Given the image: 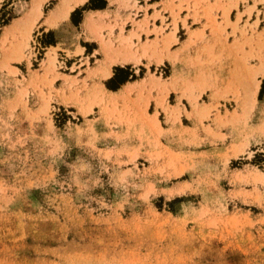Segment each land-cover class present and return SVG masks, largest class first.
Wrapping results in <instances>:
<instances>
[{"label":"rangeland","instance_id":"374dc122","mask_svg":"<svg viewBox=\"0 0 264 264\" xmlns=\"http://www.w3.org/2000/svg\"><path fill=\"white\" fill-rule=\"evenodd\" d=\"M33 1L0 10V264H264V94H252L254 81H264L261 12L251 24L255 6L237 11L232 23L234 5L223 6L172 53L184 38L181 31L176 39L181 5L171 10L167 39L169 26L150 30L152 19L165 24L163 15L149 16L139 0H112L121 22L100 28L111 37L119 28L140 57L131 78L139 80L113 93L93 81L107 79L103 68L82 79L61 63L60 53L84 52L79 43L70 50L78 35L69 26L55 30L68 50L50 48V31L41 39L49 49L32 66L40 19L8 30ZM57 2L47 0L41 18ZM207 29L221 47L246 55L226 80L215 73L220 59L200 53L210 48ZM228 138L230 146L218 148Z\"/></svg>","mask_w":264,"mask_h":264},{"label":"crops","instance_id":"0c3cea01","mask_svg":"<svg viewBox=\"0 0 264 264\" xmlns=\"http://www.w3.org/2000/svg\"><path fill=\"white\" fill-rule=\"evenodd\" d=\"M9 1L10 0H2V3H0L1 4L0 10L4 11L5 9L4 7ZM105 1H106V5L104 8H95V9L88 8L82 11L81 21L78 25H75L72 22V14L77 9H81L86 4H90L89 0L83 4L76 6L69 14V16L65 19H59V15H58L59 10L61 9L62 0L59 8L55 9V7L59 3L58 0V2L52 8L55 9V11H53L51 14L48 13L52 9H50L49 12L47 13L44 12L43 17L41 18L42 16L41 14H43L41 9L43 4L45 3L44 2L40 7L41 14L39 16H33V17L30 16L27 19H19V20H23V23H21L22 25L21 28H22L23 26L29 25L30 21L32 24V22L34 23L40 19L38 24L40 30L38 34L35 36V39H36V44H38V46H40V49L43 51L48 50L49 46H47L46 42H43V40L41 41V39H43V37L50 31H53L55 33V42L52 45H50V48L61 46L63 51L68 50L69 47L67 48L66 46L67 44L64 43L62 40L63 38H60L59 34L56 33L55 30H57L59 27L62 26L72 27V31L77 33L78 39L77 40L75 39L76 41L74 40L73 42H71V45L73 44L74 48L72 49L70 48V50L74 53L77 47V43H79L80 47L84 50V52L81 55L71 56V57H68L66 52L62 54L60 53L59 55L64 57L66 69H71L73 66H76L77 67L76 72L81 71L82 72L81 78L83 79L87 77V70L94 71L96 67H99L100 70L101 68H103L104 75H106V73H110L109 76H106L107 79H101L97 77L94 78L93 81L96 83L97 81H100L107 91L118 93L124 90L132 82L139 80L137 79L133 81L131 80V78H133L135 74H138V70H140L139 68L137 69V67H139L140 65L135 66L139 64L137 62L140 61V57H137L132 52H127L124 50L125 47L124 43L129 44V41L128 40H126V42L123 41V44H121L122 36L119 28L114 29V34L112 35V37L108 33L109 30L108 28L107 29L100 28L103 27L104 24L114 25L117 22H121V16H122L121 10H119L116 4L111 3L112 0H105ZM139 2L141 3V7L147 8V13L149 16L155 15L156 13H160V15H163L164 18L166 19L165 24H162L161 18H157L155 21L154 19H152L150 21V30L153 29L154 24L157 27H160L162 25L169 26L165 28L163 38H167V37L169 38L173 33L171 10L174 9L175 7H178L179 5L182 6L181 14L179 13L181 21H179L178 23V31L176 34V39L181 31H183L184 38L181 40L179 39V42L177 44H172L171 46L172 53L180 50L183 47V45L190 40V36H191L190 33H196L199 30H201L202 26L206 24L208 20L210 22V20H212L215 16H218L220 18L222 16L221 9L224 8L223 6L227 7L229 5H234V7H232L231 10L229 11L230 12L229 17L232 23L236 21L237 11L243 13L244 11H246L248 7L250 8L252 6H255L256 10L253 11L252 13V18L250 23L253 24L256 21L257 11L261 12V15L259 17V27L257 29V32L259 33L264 29V17H263L264 0L263 1L260 0H139ZM44 6H46V4ZM194 6L198 7L197 16L200 17L199 21H195L194 19V16L196 14V10L194 9ZM43 11H44V7H43ZM174 11L177 12L178 9L175 8ZM139 14L142 17L139 20H142L145 16V11H141L139 12ZM107 15L109 17H106ZM247 19H248V15L244 14L242 17V21L240 22V25H244ZM19 20H17L16 22H19ZM183 21H186L189 30L185 28ZM52 22H55V25L50 26L49 23ZM209 22L207 24H209ZM17 25L18 24L16 23H14L13 26L10 25L9 31L12 30V27H15ZM98 28H100L99 30H102V34L105 37L103 41L104 43L97 37L98 34L96 33V31L98 30ZM129 30L130 29L127 28L125 29V33L123 34L124 37L127 36L126 33ZM227 32L231 34L232 28L229 27ZM1 35L2 33L0 34V37ZM205 35L206 37L203 39L202 42L206 43V46L210 48L205 51L201 50L200 53L201 54L206 53L202 55L204 58H207V56L213 53L214 57L220 59V61L218 62L215 68V73L219 74V77L223 80L230 78L233 72L238 71V67H239L238 59L246 55H243L242 52H238L236 49L231 47H227V48L221 47V45H219L218 43L220 41L218 39V36H213L210 33L209 29L205 31ZM250 35L251 33L249 32L248 36ZM237 36L239 37V34ZM254 38H255L254 41L259 40L258 35H254ZM145 39H146V35L142 34V44L144 43ZM154 39H155V35L151 34L150 40L153 41ZM192 40H194V38H192ZM234 41H235L234 37L230 36V38L228 39V44L231 45ZM82 43H85L86 46L82 45ZM133 43L139 46L137 38L133 39ZM198 46L202 47L203 45H201L200 42H198V44L195 47L197 48ZM87 47H90V52H88ZM190 50H193L195 54L193 45L191 46ZM147 51L148 48L146 49L145 53H147ZM245 51L247 54H249L250 52L248 47L245 48ZM145 53L143 52V54ZM87 60H89V65H87ZM144 60L145 58H141V63H142L141 65L145 64L146 61ZM33 61H36V58H33L32 66L34 63ZM167 63L168 61L167 62L164 61L163 65L166 66ZM249 65L258 67L260 65V61H257L256 59L249 60ZM177 68L178 70L181 71V76L183 77L182 72L184 71L186 72V70L182 68V65H180L179 63L177 64ZM191 74L193 75V72ZM88 82H90V80H88ZM261 88H262V80L258 90V94ZM174 93L175 91H171L170 95ZM223 104L224 103H221V105ZM188 127L191 128V126ZM225 134L229 135L230 131L228 130ZM230 144H231V138L230 139L228 138L225 144L219 143L218 148L226 149L230 146ZM206 147L209 146L207 145Z\"/></svg>","mask_w":264,"mask_h":264},{"label":"bare ground","instance_id":"6f19581e","mask_svg":"<svg viewBox=\"0 0 264 264\" xmlns=\"http://www.w3.org/2000/svg\"><path fill=\"white\" fill-rule=\"evenodd\" d=\"M46 0H34L33 2H32V6H31V8H30V13L26 16V18H23V19H27L28 17H30V16H39L40 14H41V11H40V7H41V5L45 2ZM86 1H88V0H62V4H61V9L59 10V19H65V18H67L68 16H69V14L72 12V10L76 7V6H78V5H80V4H83V3H85ZM16 24H18L17 26H15V27H12V30L13 29H18V28H21V23H23V20H19V22H15ZM49 25L50 26H53V25H55V22H52V23H49ZM9 31V30H8ZM11 31V30H10ZM126 39V38H125ZM122 40V41H124V42H126V40ZM146 47V46H145ZM142 49H144L143 50V52L145 53L146 52V49H147V47L146 48H142ZM124 50L125 51H127V52H130V50L128 51L127 50V47L125 46L124 47ZM126 60H128V59H126ZM109 74L110 73H106V75H104V76H109ZM254 81V80H253ZM252 87V86H251ZM259 87H260V82H258V81H254V89L252 90V94L253 95H256L257 94V90L259 89ZM248 91V90H247ZM249 92H250V90H249ZM250 99H251V97H249ZM253 104V103H252ZM252 106V105H251Z\"/></svg>","mask_w":264,"mask_h":264},{"label":"trees","instance_id":"16d2710c","mask_svg":"<svg viewBox=\"0 0 264 264\" xmlns=\"http://www.w3.org/2000/svg\"><path fill=\"white\" fill-rule=\"evenodd\" d=\"M106 5V1L105 0H90V4H86L85 6H83L81 9H77L73 14H72V22L75 25H78L81 21V16H82V11L90 8V9H95V8H104ZM77 17H80V19L78 20ZM50 45H52L53 43H49ZM134 77V76H133ZM264 94V81L262 84V88L260 90V94H259V98L262 99Z\"/></svg>","mask_w":264,"mask_h":264},{"label":"built area","instance_id":"2783aa9c","mask_svg":"<svg viewBox=\"0 0 264 264\" xmlns=\"http://www.w3.org/2000/svg\"><path fill=\"white\" fill-rule=\"evenodd\" d=\"M34 52H35V58L36 60L38 59V55H41V49L40 46H38V44H36V39H34V48H33ZM61 63H65V61L63 60Z\"/></svg>","mask_w":264,"mask_h":264}]
</instances>
